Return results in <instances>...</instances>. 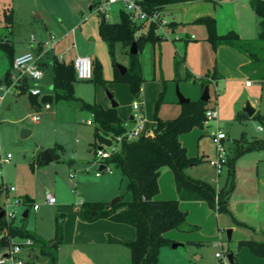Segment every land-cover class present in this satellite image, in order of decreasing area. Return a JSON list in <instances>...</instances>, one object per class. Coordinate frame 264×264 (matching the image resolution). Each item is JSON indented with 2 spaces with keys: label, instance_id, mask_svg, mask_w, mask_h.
<instances>
[{
  "label": "rangeland",
  "instance_id": "374dc122",
  "mask_svg": "<svg viewBox=\"0 0 264 264\" xmlns=\"http://www.w3.org/2000/svg\"><path fill=\"white\" fill-rule=\"evenodd\" d=\"M34 1L42 2L45 6L54 3L59 5L55 16L52 17L63 27V33L56 32L59 37L71 31L75 25H80L76 34L71 33L68 37H63L57 48L59 50L67 48L65 56L69 59L74 56H85L87 53L92 54L96 56L100 67L96 70V63H93L91 79L77 78L72 98L56 99L51 59L46 60L43 57L44 77L39 81H31L28 85L33 87L37 83L40 87L42 92L38 97V103L33 104L28 89L19 91L16 87L3 99L0 105V138L4 156L9 152L12 158L9 162H0V183L15 188L8 196L10 202H14L15 196H21L20 192L27 191L33 196L34 203L39 204L38 209H30L28 216H24L28 204L16 206L17 215L12 224L23 227L47 241L56 239L61 225L63 239L57 249L60 259L58 264H131L128 246L123 242L108 241L107 238L110 235L130 240L129 238L135 237L133 227L115 222L116 228L112 231L107 230L113 233H106L107 231L102 232L97 225L85 222L82 218L83 201L105 200L111 192L118 194L116 196L123 194L125 198L130 197L126 191L125 178L118 168L110 165V170L99 169L96 148L100 141L94 133V124H87V120H94V116L83 103L111 106L112 99L109 93H112L113 99L119 104V112L125 119L124 126L129 129L135 125L134 120H129L131 114L154 117L161 79L164 78L167 80L165 102L158 114L176 116L181 111V105L177 102V85L183 94H189L188 88L193 87L194 82L182 79L179 83L174 80V56L180 54L188 57L194 64L196 70L194 72H198L197 76L205 72L203 69L208 62H213V65L215 63L211 52L214 50L207 40L206 27L196 20L201 16L211 15L218 19L219 32L235 30L239 33L240 28L244 35L252 32V35L245 39H255L260 30L259 18L251 8V0H220L216 4L205 0L183 2L175 11L178 27L172 31L168 26L160 32L162 35L160 40L148 41L142 47L140 60L145 80L140 95L135 97L128 83L113 81L115 66L117 64L129 66L130 53L122 51L118 46L113 60L107 43L99 33L101 13L95 10L98 0H30L31 3ZM71 4H78L80 5L78 8L81 9L75 10ZM2 6L3 0H0V7ZM121 8V4L111 6L107 19L110 22L119 21ZM4 24L5 18L2 17L0 26ZM20 26L21 24L15 26L14 35L20 33ZM26 32L30 34L31 30ZM187 33L194 34L197 38L188 40L185 37ZM192 44H199L200 47H192ZM4 51L6 52V49L0 45V66L4 61ZM51 56L52 52L49 57ZM223 64L222 77L215 80L210 88L209 102L218 111L217 119L210 120L211 126L205 124L194 126L180 136V141L187 147L189 155L200 158L194 167L196 175L192 172L190 174L195 178L208 179L215 186L214 176L216 178L217 169L210 164V159L215 158L217 148L208 133L211 128L220 127L226 134L223 144L228 148L227 161L237 153L232 147L235 139L243 138L242 144L257 138L264 139V122L260 117L264 116V81L255 79L254 71H250L253 69L251 66L248 69L251 72L249 76H240L233 73L234 67L230 63ZM257 67L262 65L259 64ZM249 78L252 79L251 86L246 85ZM4 82L5 79L2 83ZM45 95L51 97L48 101L50 108L45 106L46 101L43 99ZM134 100L140 102L138 110L133 109ZM247 102L257 109L252 116L243 109ZM33 116H39L40 119L35 121ZM25 130L30 133L25 134ZM49 148L55 151L54 159L47 164L39 162L37 160L39 152ZM262 155L264 156V149L246 150L238 155L234 165L235 174L240 169L244 171L245 168L247 172L255 173L256 167L252 166ZM227 161L223 171L227 167ZM97 171L101 172V177L95 176ZM186 172L188 174V170ZM225 172L226 170L220 177H223ZM210 178L212 180H209ZM160 184L161 193L165 196L162 200H168L165 198L170 196L175 186L174 172L171 168H164ZM48 192L55 195L57 201L54 204L46 202ZM4 197L5 194H2V201ZM114 197H110V201ZM263 197L264 191L261 189L259 198ZM173 200H178L182 208L188 210L183 228L188 227L189 221L200 224V227L187 233L174 230L171 235L174 243L182 245L177 248H173L172 245L163 246L155 264H208L207 262L230 264L229 261L225 263L224 258L218 259L215 256L216 251L222 249L226 253L231 247L227 228L222 227V240L217 236L216 242L219 246L212 243L203 248V258L200 261L195 258L201 253L200 246L186 241L190 236L211 239L213 227L217 225L216 214L214 213L213 218L206 217L196 206L198 204L193 206L195 200L179 198ZM13 241L24 243L26 237L16 236ZM5 247L8 248L7 245ZM30 249L23 246L20 256L27 260L25 264L47 262L45 257L39 255L38 246L33 245Z\"/></svg>",
  "mask_w": 264,
  "mask_h": 264
},
{
  "label": "trees",
  "instance_id": "16d2710c",
  "mask_svg": "<svg viewBox=\"0 0 264 264\" xmlns=\"http://www.w3.org/2000/svg\"><path fill=\"white\" fill-rule=\"evenodd\" d=\"M197 1V0H143V4L149 12L157 10H167L172 5ZM214 4L220 0H205ZM251 7L260 21V30L255 39H245L235 31L221 33L217 27V20L211 15L199 17L196 22L203 24L207 30V40L214 49L221 45L234 47L245 54L250 60L251 71L255 79L264 81V0H251ZM93 6V5H92ZM120 19L116 22H110L104 14L98 23L99 33L102 39L107 43L110 54L115 60V50L119 46L122 51L130 53L129 49L133 42L138 45V53H130V64L125 72L115 66V82H126L130 85L133 95L139 96L145 80L143 67L140 60L142 47L148 42H156L162 38V35L156 32V26H148L134 23L129 14L124 10L120 11ZM166 12V11H165ZM3 14L8 22H12L11 9H4ZM179 23L170 21L168 26L175 30ZM143 29L141 34H136L137 29ZM159 36V38H157ZM4 48L7 44L0 41ZM184 56L175 55L174 68L176 80L192 79L193 75L187 70L186 76H180ZM96 70L100 67L95 58ZM262 67H257L258 65ZM53 69V88L56 99L72 98L74 96V84L77 81L76 72L72 62H65L55 58L52 62ZM93 77V76H92ZM220 76L217 71L207 73L200 77L201 86L211 84ZM10 79L9 72L5 81ZM252 80V79H251ZM101 81H103L101 79ZM163 88L155 104V115L153 123V135H141L138 139L124 142L121 149L107 159V163L118 168L125 178L126 191L130 194L129 198L120 195L121 200L112 203L106 200L83 201L81 206L82 218L86 222H95L100 219H110L115 222L124 223L135 229V239L123 242L130 250L131 264H155L158 261L160 249L166 245H172L174 240L167 233L171 230L196 229V226L188 225L183 228L187 221V211L183 210L178 200H162L157 196L160 192L159 178L164 168L169 167L174 172L175 186L179 200H202L217 212L230 214L232 220L240 225H245L237 220L229 208L230 192L234 187V165L236 157L246 150L264 149V139H253L245 144L243 138L235 139L232 147L237 150L235 156L229 157L227 161V170L229 178L224 187L217 189L213 183L208 180L195 179L187 174V169L196 165L200 160L197 156H191L188 149L180 141V136L189 132L194 126H203L206 119V110L216 108L200 98L182 104L181 112L173 118H162L158 112L161 105L165 102V92L167 80L163 79ZM28 84L23 86L26 91ZM34 104L38 103L37 96L31 95ZM50 96H43L46 103H49ZM83 106L89 109L94 115V133L100 141V144H109L117 136L122 134L126 127L124 120L118 112L117 107H104L100 103H83ZM260 116V115H258ZM264 122V116H260ZM95 145V144H94ZM98 145V146H99ZM53 157L55 151L48 149ZM37 160L44 163L38 156ZM34 167V163L32 164ZM4 184L0 183V194ZM29 202L32 199L24 196ZM0 232L4 235L0 238V246L7 245L9 239L16 236L31 238L34 246L39 247V255L47 259L45 264H58V245L62 242L63 234L61 225L58 228L56 239L47 241L41 236L28 232L23 227L14 226L7 223L4 216L0 217ZM110 241L120 242L119 239L110 237ZM194 242V241H192ZM246 246L250 251L260 257H264V241L241 240L238 247ZM233 252L231 249L226 251ZM234 253V252H233ZM230 264H240L235 253L233 262Z\"/></svg>",
  "mask_w": 264,
  "mask_h": 264
},
{
  "label": "crops",
  "instance_id": "0c3cea01",
  "mask_svg": "<svg viewBox=\"0 0 264 264\" xmlns=\"http://www.w3.org/2000/svg\"><path fill=\"white\" fill-rule=\"evenodd\" d=\"M182 3L172 5L167 10H165L170 21H174V22L179 23L175 18V11L179 8L180 4H182ZM71 5L75 10L81 9V8H78L80 6L78 4H74V5L71 4ZM58 6L59 5H57L55 3H54V5L50 4L49 6H45L42 2L36 3L34 1L33 3H31L30 0H3V6L0 8L2 10L11 9L13 18H12V22L10 23L6 20V17L4 16V14L2 16L5 18V24H4V26L3 25L0 26V41L6 43L7 47H5L6 52L4 51V54H5V57L3 59L4 61L2 62V65L0 66V83H2L3 79H5L8 72H9V74H11L12 62H13L14 57H16L17 55L22 54L24 52L34 51L36 53H42L43 57L46 60H48L47 58L51 59V65H52V62L55 58H58V59L62 58L63 61L68 63V62H72V60L76 57V56H74V57H71L69 59L65 56V51H67V48H65V49L62 48L63 50L62 49L59 50L57 48V47H59V44L61 43V41L64 39L63 37L66 38L69 36V34H71L70 31L66 32L64 34H61L60 37L56 34V32H58L59 34L63 33L62 25L55 22L52 18L55 16L54 14L57 11ZM92 8H93V6L91 5V9ZM18 24H21L20 31H19L20 33L14 35L15 26ZM79 26L78 25L74 26V27H76L75 34H76ZM177 27L178 26H176V28ZM27 30H31L30 34H27V32H26ZM238 31H239V34L241 35V37H244V38L250 37L248 35H252L251 31L247 35H244L240 28L238 29ZM221 33H224V32H221ZM52 34H54L56 36V39L54 41L55 46L53 48L48 47L45 44L46 41L50 40ZM186 35H185V37H186ZM188 35H189V37H186V39H188V40H195L197 38L196 36L192 37V35H194V34H191V35L188 34ZM192 47H200V45L199 44H192ZM49 49H51L50 52H52L51 57H49V55H50ZM213 50L214 51H211V52H212V55L214 57V62H215L214 65H213V62H211V63L208 62L206 64V67L203 69V72L204 71L205 72L199 76L196 75L198 72H194L196 70L194 68L193 62L188 57L185 58V56H184L185 62L182 65V69L180 71V76L184 78L186 76L187 70L193 75L192 79H190L188 81L194 82V86L188 88L189 94H184L185 96H188L190 99L196 100V99H198L199 95L202 94L203 88L201 86V81L199 80L200 77L204 76L207 73H212L214 71H217L220 78L222 77V70L221 69H222V65H224L223 62L224 63H230L231 66L234 67L233 73H238V75H240V76H244V75L249 76V73H251L250 72L251 70L250 71L248 70L250 68L249 67L250 66L249 58L245 54H243L242 52L235 49L234 47H231L228 45H221L217 49L213 48ZM57 51L59 52V54H57ZM85 56H90L93 59H95V57H96V56H94L92 54H88V53ZM174 60H175V56H174ZM42 63H44L43 58H42ZM210 67L213 68V71H211L212 68H210ZM44 72H45V70H44ZM174 72H175V68H174ZM163 79H161V90L163 88V83H162ZM174 80H176V73L174 76ZM181 80H179V81L176 80V81L180 83ZM184 80H187V79H184ZM211 85H212V83L210 84V88H211ZM248 86H251V85H248ZM161 90H160V92H161ZM39 96L36 97L37 100H39V98H38ZM210 97H211V95H210ZM177 102H178V104L181 105V109H182V104L178 100H177ZM33 104H34V102H33ZM110 105L111 106H108V107H112V104H110ZM118 106H119V104H118ZM118 106H117V108H118ZM108 107H106V108H108ZM256 111H257V109H256ZM256 111H255V113H256ZM118 112H119V109H118ZM119 114H120V112H119ZM178 115H176V116H178ZM132 116H133V114H131L129 116V120H131V121L134 120L132 118ZM159 116L162 118L176 117V116H162V115H159ZM121 117L123 118V116H121ZM148 119L153 120L154 117H150ZM123 120H125V119L123 118ZM192 156H196V155H192ZM53 159H54V157H53ZM238 165H239V163H238ZM194 167H195V165H193L187 169L188 175L190 177H193L190 174V172H192V174L196 175V171H195ZM252 167L253 168L256 167L255 173L247 172L246 168L244 170L245 172L243 171V169H240L235 174V171H234V187L235 188L233 187L234 189H232V191L230 192V196H229L230 197L229 208H230L231 212L237 218V220L243 222L245 225L237 224L236 222H234L232 220L230 214L223 213V212H217L216 210L211 208L208 205V203L205 201H202V200H195L194 201L195 203H193V206L198 204L196 206H198L200 208V210L202 211V213L205 214L206 217L208 216V217L213 218V215L215 213L216 214V216H215L216 224H217L215 226L216 228L213 227L214 232H213L211 239L195 237V236L194 237L190 236L187 238V240H186L187 242L200 246L199 249H200L201 253L195 257L197 260L200 261L203 258V248H205L206 245H208V244L215 243L217 236H219L220 240H222V227H224V228H227V236H228V230L231 229V237L230 238L228 237V239L230 241L229 244L231 245V247L229 249H231V251H233L235 253L240 264H264V257L254 255L250 251V249L246 246L238 247V243L241 240L264 241V197H263V199L259 198V194H260L261 189H262V191H264V156L263 155L259 156V158H257L256 164L254 163V165ZM103 168H104V165L99 164V169H103ZM225 170H226V172H225L226 174H224L223 177H220L221 174H223ZM225 170L222 171V173L218 177V179H219L218 187L219 188L224 187L227 183L228 178H229V173H228L229 171L227 170V168ZM163 171H162V174H163ZM96 173H95L96 177L102 176V174L100 176H98V175H96ZM162 174H161V176H162ZM161 176H160V178H161ZM160 178H159L160 192H159L157 197L159 199H164L165 196L161 193ZM193 178H195V176ZM212 178H210L209 180H212ZM195 179L205 180L204 178H201V177H198ZM214 179H215V176H214ZM206 180H208V179H206ZM173 188H174V190L171 192L170 196H168V197L166 196L167 198H165V199H176V198H178L176 186H174ZM106 191H111V190H106ZM20 195L21 196H28L32 199V202L30 204H28V213H27V216H28L30 209L31 208L34 209L33 204H32V203H34V198L27 191L20 192ZM109 195L110 196L108 197V199H105L106 201H110V199H111L110 197H114L118 194H115V192H111ZM179 205L182 208V204L180 203ZM182 209L186 210L184 208H182ZM186 211L188 213V210H186ZM88 223H91L94 226L97 225V228L101 229L103 232V230L104 231H107V230L112 231V229L116 228V224L119 222H116V224H114L115 221H112L110 219H100L98 221L88 222ZM121 224H124V223H121ZM126 225H128V224H126ZM189 225L196 226V229L198 227H200V224L192 223L190 221H189ZM134 231H135V229H134ZM176 231L177 232H183V233L191 232L188 230H176ZM172 232H174V230H171L167 233V235L170 238H172V236H171ZM106 233H113V232L107 231ZM135 236H136V232H135ZM110 237L117 238L120 240V242H128V241H132L135 239V237H133V238H129L130 240L126 241V240L120 239L119 237L109 235V237L107 238L108 241H110L109 240ZM192 241H194V242H192ZM216 258H218V257H216ZM218 259H220V258H218ZM58 263H59V261H58ZM207 263L209 264L210 262H207ZM210 264H212V263H210Z\"/></svg>",
  "mask_w": 264,
  "mask_h": 264
},
{
  "label": "built area",
  "instance_id": "2783aa9c",
  "mask_svg": "<svg viewBox=\"0 0 264 264\" xmlns=\"http://www.w3.org/2000/svg\"><path fill=\"white\" fill-rule=\"evenodd\" d=\"M116 4H121V10L127 12L131 18V20L136 24H141L144 26H148L150 24H154L156 26V32L160 34L164 29L168 27L170 22L167 13L164 10H157L153 12H149L143 4V0H98L95 10L104 14L107 18L109 15L108 9ZM3 16V10L0 8V18ZM76 27H73L70 33L75 34ZM143 29L139 28L136 31V34H141ZM195 37V35H192ZM56 36L54 34L51 35L49 41H46L45 44L48 47L53 48L55 46ZM42 53H36L34 51H27L22 54L14 57L12 62L10 79L8 82L0 83V105L5 98L6 94L16 87L19 91H23V86L27 83L30 85L31 81H39L44 75V68L42 66ZM60 60H63L60 58ZM73 67L76 72V77L78 79L87 80L91 79L93 76V58L90 56H77L72 60ZM251 79H247L246 85H251ZM29 93L33 96L41 95V89L37 83L32 87H27ZM47 108H50V103H45ZM140 108V102L137 100L133 101V109L138 110ZM133 115V119L135 121V125L132 128H126L125 131L117 135L109 144H101L96 148V158L97 163L100 165H104L105 170H110V164L106 161L113 154L117 153L124 142H129L135 139H138L141 135H153V128L150 126L154 121L148 119L145 116ZM94 116V115H93ZM218 111L216 108H210L206 110V119L203 123L206 126L210 125L211 119H217ZM35 121L40 119L39 116L32 117ZM87 124H94L93 119H88ZM209 135L212 137L213 143L216 145V155L215 158L210 159V164L217 169V176L215 178L217 189L218 187V177L222 173L223 168L227 161V151L228 148L224 146L223 140L226 138L225 132L220 128H211L209 130ZM12 158L11 153H7L5 156L3 154V148L0 138V162H9ZM96 175L100 176L101 172L97 171ZM14 187H9L4 185L3 191L0 194V206L4 210V218L6 222L9 224L16 218L17 212L15 210L16 206L29 204V202L25 199L24 196H15L14 202H10L8 200V196L11 191H14ZM2 194H5V197L2 201ZM46 202L49 204H54L56 202V197L51 192L46 194L45 198ZM34 209H38V203H32ZM3 233L0 232V238L3 237ZM34 241L31 238H26L24 243H16L13 241L11 237L9 239V243L7 244L8 248L4 246H0V264H25L26 259L21 255L23 251V246L33 247ZM215 246H219L218 242L214 243ZM216 257L220 259H225V263L228 261L226 253L221 249L216 251Z\"/></svg>",
  "mask_w": 264,
  "mask_h": 264
},
{
  "label": "water",
  "instance_id": "95a60500",
  "mask_svg": "<svg viewBox=\"0 0 264 264\" xmlns=\"http://www.w3.org/2000/svg\"><path fill=\"white\" fill-rule=\"evenodd\" d=\"M186 37H189V35L187 34ZM157 38H159V36H157ZM129 51H130L131 54L138 53V45H137L136 42H133L131 44ZM117 67L120 69L121 72H125L126 69H127L126 66L121 65V64H117ZM177 95H178V101L181 104L188 103V102L191 101V99L189 97L185 96L180 91L178 85H177ZM109 97L112 99V107H117L118 103L113 99L112 93H109ZM200 99L202 101H205V102H208L210 100V84H206L204 86L202 94L200 96ZM243 109L249 116H252L255 113V111H256L255 107L252 106V104H250V102H247ZM132 118H134V117L132 116ZM28 133H29V131L25 130V134H28ZM39 157L41 158V160H43L44 164H47V163H49L50 161L53 160V156H52V154L50 153V151L48 149L40 151L39 152ZM120 200H121V197L120 196H116V197H114L111 200V202L114 203V202H117V201H120ZM27 213H28V209L25 210L24 216H27ZM3 215H4V210L0 206V217H3ZM228 237L229 238L231 237V229L228 230ZM180 245H182V243H174V242L172 243V247L173 248H177ZM226 256L228 258V261L230 263H232L233 262L234 253L233 252H228L226 254Z\"/></svg>",
  "mask_w": 264,
  "mask_h": 264
}]
</instances>
